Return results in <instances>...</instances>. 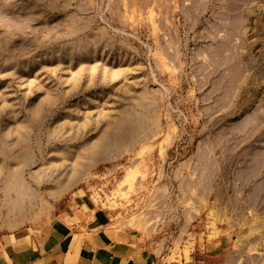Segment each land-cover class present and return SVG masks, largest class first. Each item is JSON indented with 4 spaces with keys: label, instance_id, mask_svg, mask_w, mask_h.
I'll return each mask as SVG.
<instances>
[{
    "label": "rangeland",
    "instance_id": "1",
    "mask_svg": "<svg viewBox=\"0 0 264 264\" xmlns=\"http://www.w3.org/2000/svg\"><path fill=\"white\" fill-rule=\"evenodd\" d=\"M20 159L152 231L156 264H264V0H0Z\"/></svg>",
    "mask_w": 264,
    "mask_h": 264
},
{
    "label": "crops",
    "instance_id": "2",
    "mask_svg": "<svg viewBox=\"0 0 264 264\" xmlns=\"http://www.w3.org/2000/svg\"><path fill=\"white\" fill-rule=\"evenodd\" d=\"M44 177L28 159L0 164V264L157 263L152 231Z\"/></svg>",
    "mask_w": 264,
    "mask_h": 264
},
{
    "label": "bare ground",
    "instance_id": "3",
    "mask_svg": "<svg viewBox=\"0 0 264 264\" xmlns=\"http://www.w3.org/2000/svg\"><path fill=\"white\" fill-rule=\"evenodd\" d=\"M81 169V168H80ZM78 172V171H77Z\"/></svg>",
    "mask_w": 264,
    "mask_h": 264
}]
</instances>
